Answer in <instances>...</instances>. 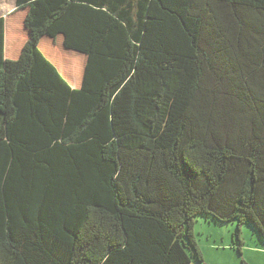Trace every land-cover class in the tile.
I'll use <instances>...</instances> for the list:
<instances>
[{
	"label": "trees",
	"instance_id": "1",
	"mask_svg": "<svg viewBox=\"0 0 264 264\" xmlns=\"http://www.w3.org/2000/svg\"><path fill=\"white\" fill-rule=\"evenodd\" d=\"M15 3L0 264H207L199 215L264 239V0Z\"/></svg>",
	"mask_w": 264,
	"mask_h": 264
},
{
	"label": "rangeland",
	"instance_id": "2",
	"mask_svg": "<svg viewBox=\"0 0 264 264\" xmlns=\"http://www.w3.org/2000/svg\"><path fill=\"white\" fill-rule=\"evenodd\" d=\"M5 8L15 6L16 0H1ZM205 263L207 264H264V239L251 223H245L238 229V222L222 223L211 216H197L193 229ZM241 247V251H240ZM192 255L191 264H202Z\"/></svg>",
	"mask_w": 264,
	"mask_h": 264
},
{
	"label": "crops",
	"instance_id": "3",
	"mask_svg": "<svg viewBox=\"0 0 264 264\" xmlns=\"http://www.w3.org/2000/svg\"><path fill=\"white\" fill-rule=\"evenodd\" d=\"M5 2H2L0 0V17H7L8 14L12 13L15 8H16V3H15V6L9 8V9H6L5 8V5H4Z\"/></svg>",
	"mask_w": 264,
	"mask_h": 264
}]
</instances>
